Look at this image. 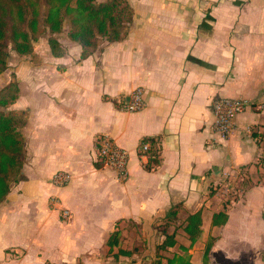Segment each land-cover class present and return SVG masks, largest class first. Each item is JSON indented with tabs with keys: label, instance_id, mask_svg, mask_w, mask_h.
<instances>
[{
	"label": "crops",
	"instance_id": "crops-1",
	"mask_svg": "<svg viewBox=\"0 0 264 264\" xmlns=\"http://www.w3.org/2000/svg\"><path fill=\"white\" fill-rule=\"evenodd\" d=\"M128 2L134 15L127 36L100 39L85 59L65 27L61 56L47 41L34 48L36 61L18 56L19 96L10 109L28 113L21 130L25 178L0 203V264H153L165 233L175 243L160 251L161 264L173 253L191 264H264V162L256 163L264 156V111L247 108L224 142L208 146L215 99L264 102V0ZM43 58L53 62L56 80L22 104L20 78L42 71ZM137 87L144 89V108L122 110L118 101ZM101 133L127 150L125 181L96 158ZM145 136L161 140L160 162L151 169L138 152ZM231 168L241 172L238 191L210 193ZM60 170L70 175L63 187L51 181ZM227 199V220L212 224ZM197 210L200 232L191 241L183 222ZM116 229L119 246L137 251L109 250L106 240Z\"/></svg>",
	"mask_w": 264,
	"mask_h": 264
},
{
	"label": "trees",
	"instance_id": "trees-1",
	"mask_svg": "<svg viewBox=\"0 0 264 264\" xmlns=\"http://www.w3.org/2000/svg\"><path fill=\"white\" fill-rule=\"evenodd\" d=\"M133 8L128 0H0V73L7 68L9 51L18 55L33 53L34 43L44 34L53 56H61L64 47L57 34L67 25L68 39L79 44V59H85L98 47L100 39L120 41L124 39L133 21ZM19 96V87L14 73L9 82L0 88V203L10 192L12 185L25 176L22 167L25 159V140L22 128L27 122V110L9 109ZM119 105L121 102L118 101ZM252 134H256L253 132ZM140 143L150 142L147 151L146 169L160 162L162 146L159 136H145ZM262 158V159H261ZM256 163L264 162L262 155ZM216 192L211 189L210 193ZM223 208L212 216V224H223L227 220L226 207L229 199L222 200ZM172 210L171 213H174ZM183 230L192 241L200 232L201 212L197 210L184 220ZM165 233V232H164ZM120 230L109 233L106 245L109 250L119 246ZM175 243L174 234L165 233L161 243L156 244L153 264H161V250ZM209 239L204 248L203 260L207 261ZM137 248L128 250L119 246L115 255H130ZM264 260V248L261 251ZM166 264H191L187 255L173 253Z\"/></svg>",
	"mask_w": 264,
	"mask_h": 264
},
{
	"label": "built area",
	"instance_id": "built-area-1",
	"mask_svg": "<svg viewBox=\"0 0 264 264\" xmlns=\"http://www.w3.org/2000/svg\"><path fill=\"white\" fill-rule=\"evenodd\" d=\"M144 89L137 87L128 95L127 99L121 98L120 108L126 112H137L145 106L143 97ZM212 121L210 125L211 133L208 146H214L224 142L235 129L236 117L247 108L256 111H264V102H250L243 97H221L213 101ZM249 131V128H247ZM151 147L150 142H142L139 151H147ZM94 150L96 158L106 167L110 168L116 178L125 181L128 177L127 162L128 152L126 149L117 145L113 138L106 133L98 134L94 139ZM145 154V153H144ZM241 172L231 168L222 172L221 178L215 181L210 187L220 196H231L238 191V177ZM70 180V175L66 171H57L51 181L59 186H65ZM62 218L69 216L67 209H62Z\"/></svg>",
	"mask_w": 264,
	"mask_h": 264
},
{
	"label": "rangeland",
	"instance_id": "rangeland-1",
	"mask_svg": "<svg viewBox=\"0 0 264 264\" xmlns=\"http://www.w3.org/2000/svg\"><path fill=\"white\" fill-rule=\"evenodd\" d=\"M64 27L67 29V25H64ZM59 34L56 35L57 38H58ZM38 40L39 41L34 43V48L38 47V46L39 47L42 46L41 42L47 41V34H44V36L40 37ZM18 56H20V55H18L14 51H12V50L9 51L7 68H6V70L3 71V73H5L7 75L9 81L12 78L14 67H16L18 62H20V60H21V57H18ZM28 58H32L33 61H36V58H38V55L36 53H31V54H29V56L25 57L26 60ZM41 63L44 64L42 71L37 72L31 76L24 75V76H21V78H20V80H21L20 87H21V95H22L21 96L22 97L21 103L22 102H24L25 104L31 103L33 97H37V95L40 96L42 93H44V90L46 88V84H49V83L53 82L54 80H56V76L53 73V69H54L52 67L53 62L51 60H47V59L43 58ZM0 76H2V74ZM9 81H7V82H9ZM4 85H5L4 82L1 81L0 88L3 87ZM8 108L10 109V107H8ZM32 122H33V118L30 117L29 123H32ZM259 144L264 145V130H263L262 136L260 138ZM123 225L125 227L126 223L124 222ZM132 231L135 232V228H132ZM136 231H138V229Z\"/></svg>",
	"mask_w": 264,
	"mask_h": 264
}]
</instances>
